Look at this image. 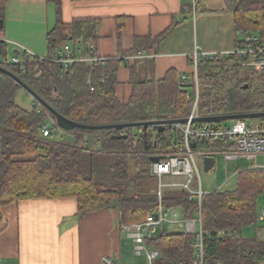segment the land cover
Segmentation results:
<instances>
[{"label":"trees","instance_id":"1","mask_svg":"<svg viewBox=\"0 0 264 264\" xmlns=\"http://www.w3.org/2000/svg\"><path fill=\"white\" fill-rule=\"evenodd\" d=\"M6 1L0 0L1 21ZM46 2L55 6L57 21L47 35L45 60H25L22 52H13L4 42H0V59L17 56L20 63L6 67L59 114L84 125L188 117L192 79L181 85L172 69L158 81L144 69L141 78L137 74L139 60L135 61L129 68L128 99L121 102L116 97L119 66L139 54L146 56L142 61L154 55L169 29L156 38L136 37L129 52L119 51L118 58H108L103 64L90 67L76 63L65 70L51 60L65 45L80 47L82 56L92 55L90 46L97 40V21L80 19L64 25L59 0ZM226 9L233 15L235 47L248 36H256L264 46V0H226ZM121 26L119 22L118 29ZM197 75L200 116L264 111V74L255 85L253 75L241 73L236 56L201 59ZM18 91L22 89L0 75V209L22 200L74 199L78 217L114 205L121 225L143 223L160 205L166 210L179 209L184 220L196 216L197 203L189 201L183 190L168 191L159 201L156 192L133 193L128 186V159L133 157L136 166L141 161L149 165L144 154L166 150L171 146L168 137L161 138L157 130L146 127L121 132L73 129L63 134L67 143L52 141L42 136L41 129L48 122L54 128L53 117L31 98V109L19 106L15 101ZM120 133L125 138L117 139ZM195 147L221 149L225 145L202 142ZM263 194L264 170L245 169L237 174L234 190L203 195L199 213L205 264H264V241L242 235L243 228L257 225L258 202ZM192 242L191 234L162 230L146 238L145 245L157 253L152 264H191Z\"/></svg>","mask_w":264,"mask_h":264},{"label":"crops","instance_id":"2","mask_svg":"<svg viewBox=\"0 0 264 264\" xmlns=\"http://www.w3.org/2000/svg\"><path fill=\"white\" fill-rule=\"evenodd\" d=\"M46 1L7 0L0 42L12 51L25 49L45 58L47 35L57 21L55 6ZM59 2L64 25L80 19L97 21L93 47L98 57L118 58L119 51L129 52L133 48L136 37L156 38L169 29L154 55L145 61L127 58L119 66L117 81L125 70L129 87V68L135 61L139 60L137 74L141 78L147 69L145 72L158 81L171 69L178 75L189 73V55L195 48L200 53L218 54L235 49L234 20L226 9V0ZM194 4L203 12L191 17L183 13ZM118 86L119 81L116 89ZM122 233L116 208L78 217L74 199L22 200L0 209V264H102L104 257L117 262L121 257Z\"/></svg>","mask_w":264,"mask_h":264},{"label":"built area","instance_id":"3","mask_svg":"<svg viewBox=\"0 0 264 264\" xmlns=\"http://www.w3.org/2000/svg\"><path fill=\"white\" fill-rule=\"evenodd\" d=\"M199 7L192 5L185 8L184 11L190 12L192 16L199 13ZM93 54L82 56L81 50L77 46L65 45L62 50L58 51L56 56L51 61L59 64L62 69H68L76 63H85L88 66H96L107 61L106 57H98L94 54V47L90 46ZM16 50L24 54L23 59L36 57L39 61L45 58L34 55L31 51L25 49ZM216 56L228 57L236 56L241 73L248 75L260 76L264 74V46L258 42L256 36H248L243 39L241 45L235 47L229 53H203L195 48L189 55L190 72L187 74H180L178 76L179 83L185 85L187 80L192 79V106L191 111L186 117L187 123L174 124L164 127L162 133H158L159 137H168L169 146L166 150L160 152H149L144 155L150 158H158L156 163H151L149 166V174L157 180L156 195L161 201L165 191L183 190L188 195L189 201H196L198 209L200 210L201 199L204 193L201 189L199 172L195 162V157L213 158L214 155H223L225 163L230 160L243 158L250 162L248 169H263L264 164H259L258 157H264V117L257 118V122L247 123L249 119L231 120L229 126H221L219 123L205 124V126H198V123L193 122L194 119L202 117L198 114V75L197 70L201 59H212ZM144 54H139L134 59L144 58ZM20 60L17 56H12L8 59H0V67L9 70L7 65H18ZM10 71V70H9ZM258 79V78H257ZM89 80V79H88ZM255 82V81H254ZM257 85V84H255ZM37 104V103H36ZM264 112V111H261ZM227 115V114H224ZM51 122L46 123L41 129V134L44 138L51 136V129H58ZM51 127V129H50ZM155 129V127L151 128ZM169 129V131H168ZM60 130V129H59ZM62 131V130H61ZM64 133V131H62ZM121 132V131H120ZM120 135H122L120 133ZM223 143L225 147L221 149L207 148L201 150L194 146L198 143ZM195 177H197V184ZM196 214V218L191 220L179 221L175 212L171 213V218H167V211L161 205L157 211L149 215L143 223L121 225V230L126 232L127 237L130 238L134 244V254L140 256L145 254L148 264H152L157 253L146 248L145 240L149 236L157 234L158 228L166 223L168 225L178 224L184 228L185 233L193 235L192 250L193 259L191 264H205L204 262V246H203V232L201 230L200 213ZM156 215V219H154ZM256 223L260 225L261 239L264 241V209H258L256 216ZM196 224L198 226L196 227ZM102 264H117L116 260L111 257H104Z\"/></svg>","mask_w":264,"mask_h":264},{"label":"rangeland","instance_id":"4","mask_svg":"<svg viewBox=\"0 0 264 264\" xmlns=\"http://www.w3.org/2000/svg\"><path fill=\"white\" fill-rule=\"evenodd\" d=\"M71 45V44H70ZM128 72L125 73V70L122 74L119 75L118 81L119 86L116 89V97L121 102H125L128 99V95L130 93V87L127 86L126 80H127ZM261 76V75H260ZM260 76L254 77V83L258 84ZM258 78V79H257ZM16 103L25 108V109H31L32 107V101L28 94H26L23 90L18 91L17 95L15 96ZM253 122H257L256 119H252ZM247 123L250 122L249 120H246ZM221 126H229L231 124L230 121H223L219 123ZM51 129V127H50ZM66 136L63 135V132L59 129H51V136L50 140L52 141H58V142H64ZM213 164L212 167L205 171L203 164H202V157L196 156L195 162L197 165V169L199 172V178L201 183V189L204 193H210L214 191H231L234 190L236 187L237 182V174L241 171H245V169H248L251 165L250 162L246 161L243 158H238L235 160H230L225 163L223 155L216 154L213 156V158L210 159ZM259 164H264V157L260 156L258 157ZM128 169H129V188L130 191H145V192H156L157 191V180L154 177H151L149 174V166L146 163H140L139 166H136V160L132 157L128 159ZM196 184H197V177H195ZM259 209H264V194L260 197L258 202ZM175 212L177 214V219L181 222L183 221L181 212L179 209H170L167 211V218H171V213ZM196 218V217H194ZM198 224H196V227ZM260 225L257 224L256 226H248L247 228L242 229V235L246 238H253L255 236L261 238L260 233ZM162 230L168 231V232H185L184 228L179 226L178 224L174 225H168L166 223L162 224L159 228L157 233L161 232ZM121 257L116 262L117 264H148L145 254L141 253L140 256H136L134 254V244L131 239H128L126 232L123 231L121 236Z\"/></svg>","mask_w":264,"mask_h":264},{"label":"water","instance_id":"5","mask_svg":"<svg viewBox=\"0 0 264 264\" xmlns=\"http://www.w3.org/2000/svg\"><path fill=\"white\" fill-rule=\"evenodd\" d=\"M2 27V21L0 20V28ZM18 55V53H16ZM0 75H3L10 80H12L18 87H20L29 97L45 109L48 114H50L58 129L69 132L73 129H82L88 131H123L126 129H138V128H153L155 127L157 132L160 134L163 132L164 127L168 125L174 124H185L187 123V119H166V120H158V121H149V122H137V123H117V124H108V125H84L80 123H76L71 121L59 114L55 109H53L47 102H45L39 95H37L33 89L28 87L18 76H16L11 71L0 67ZM264 112H256V113H243V114H228V115H219V116H207V117H199L193 120L195 123H204V124H211V123H220L223 121H231L237 119H257L263 118ZM117 138V137H116ZM125 136L120 135L117 139H123ZM211 158H205L203 160V164L205 167V171H208L211 167L213 162L210 160ZM149 161L151 163H156L158 158H150ZM109 208H115L114 205L110 206ZM154 219H156V215H154Z\"/></svg>","mask_w":264,"mask_h":264}]
</instances>
